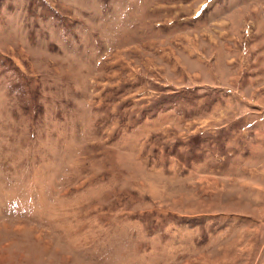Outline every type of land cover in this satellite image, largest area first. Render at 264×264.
Returning <instances> with one entry per match:
<instances>
[{"label":"rangeland","instance_id":"obj_1","mask_svg":"<svg viewBox=\"0 0 264 264\" xmlns=\"http://www.w3.org/2000/svg\"><path fill=\"white\" fill-rule=\"evenodd\" d=\"M0 264H264V0H0Z\"/></svg>","mask_w":264,"mask_h":264}]
</instances>
